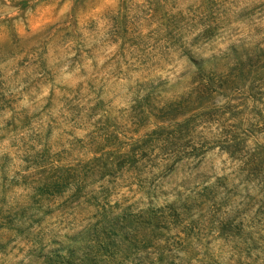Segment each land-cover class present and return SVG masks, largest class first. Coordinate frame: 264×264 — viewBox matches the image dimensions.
<instances>
[{
    "label": "clouds",
    "instance_id": "9594fccd",
    "mask_svg": "<svg viewBox=\"0 0 264 264\" xmlns=\"http://www.w3.org/2000/svg\"><path fill=\"white\" fill-rule=\"evenodd\" d=\"M0 264H264V0H0Z\"/></svg>",
    "mask_w": 264,
    "mask_h": 264
},
{
    "label": "rangeland",
    "instance_id": "374dc122",
    "mask_svg": "<svg viewBox=\"0 0 264 264\" xmlns=\"http://www.w3.org/2000/svg\"><path fill=\"white\" fill-rule=\"evenodd\" d=\"M110 216H112V215L111 214H107L106 215L107 218H109ZM116 220H112L111 223H109V225H107V227H108V229H107L108 232L107 233L109 234L108 236H110L109 240H112L113 236H115L117 233L123 231V229L120 228L119 225H123L124 226L125 222L123 220H121V219H118L119 221L117 223ZM126 223H128V221ZM98 230H99L100 233H104V219L102 220L101 224L99 225V229ZM102 243L104 245V243H106V241L103 240ZM70 248H71V246H70Z\"/></svg>",
    "mask_w": 264,
    "mask_h": 264
},
{
    "label": "trees",
    "instance_id": "16d2710c",
    "mask_svg": "<svg viewBox=\"0 0 264 264\" xmlns=\"http://www.w3.org/2000/svg\"><path fill=\"white\" fill-rule=\"evenodd\" d=\"M111 219V220H110ZM117 219V220H116ZM118 219H121L125 222L124 226L123 225H119L120 228L124 229V227L127 226V221L124 220V218L122 216H110L109 218H107L106 216L104 217V234H107V238L104 239L106 241V243H104V248L105 250H110L112 247H113V240H109L110 236H108L109 234L107 233V225H109V223H111L112 220H116L117 223H118ZM103 228V227H102ZM99 229V228H98ZM99 231V230H98ZM115 234V233H114ZM70 251H71V248H70Z\"/></svg>",
    "mask_w": 264,
    "mask_h": 264
}]
</instances>
